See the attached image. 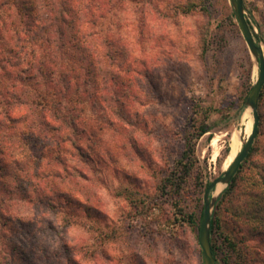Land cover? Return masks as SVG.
<instances>
[{
  "label": "rangeland",
  "instance_id": "374dc122",
  "mask_svg": "<svg viewBox=\"0 0 264 264\" xmlns=\"http://www.w3.org/2000/svg\"><path fill=\"white\" fill-rule=\"evenodd\" d=\"M136 2L118 12L113 34L146 72L134 76L132 106L139 118L132 129L101 123L99 139L86 149L89 181L80 190L89 194L92 213L82 208L71 218L61 211L48 213L18 193L10 197L0 191V204L10 207L7 217H0V237L8 241L18 233L13 242L29 255V264H65L66 249L81 246H100L101 264H204L199 231L205 184L224 175L249 139L254 120L247 99L259 64L242 37L231 0ZM243 6L264 55V0H243ZM0 40L7 44L3 31ZM260 112L259 160L264 161V86ZM86 114L98 125L89 106ZM201 125L208 132L185 155L187 138ZM130 132L133 141L127 139ZM37 142L45 141L32 140L31 154ZM45 144L44 164L57 157L76 164L68 145ZM248 167L223 201L229 184H218L210 195L215 223L210 238L218 264H264V213L259 220L245 213L250 209L244 186L258 180ZM5 182L12 181L0 180ZM77 254L69 253L86 264ZM5 256L6 264H14Z\"/></svg>",
  "mask_w": 264,
  "mask_h": 264
},
{
  "label": "trees",
  "instance_id": "16d2710c",
  "mask_svg": "<svg viewBox=\"0 0 264 264\" xmlns=\"http://www.w3.org/2000/svg\"><path fill=\"white\" fill-rule=\"evenodd\" d=\"M138 2L0 0V34L2 31L6 34L7 42L0 44V180L12 181L0 184L5 196L18 193L37 209L65 212L69 218L79 208L87 215L92 213L89 194L80 190L82 183L89 181L86 149L90 151L89 144L99 139L101 123L132 129L139 118V112L132 106L134 76L144 73L146 76V72H140L130 51L121 47L113 34L118 12ZM262 101L263 88L258 101L257 138L222 198L223 201L235 187L245 165L248 170L253 168L258 180L250 183L251 188L244 186L249 197L245 204L250 209L244 212L255 220L264 213V161L259 160L262 152L258 146L263 124ZM87 106L99 119L98 125L88 118ZM207 132L208 127L203 125L194 130L187 138L185 155L193 152L196 141ZM127 139L134 140L131 132ZM32 140L45 142H37L31 154L28 147ZM48 141L58 147L68 145L67 152L77 160L76 164H68L60 157L44 164ZM205 185L207 189L209 184ZM9 209L5 203L0 204V217H7ZM66 224L70 225V221ZM12 233L16 238L18 233ZM12 237L8 241L0 237V254L5 260L2 263L6 264L8 255L14 264H29V255L18 248ZM62 246L68 248L66 242ZM211 246L216 260L218 249L213 238ZM71 250L85 259L86 264H101L103 259L100 246L94 250L70 247L66 249L65 264H83L69 255Z\"/></svg>",
  "mask_w": 264,
  "mask_h": 264
},
{
  "label": "water",
  "instance_id": "95a60500",
  "mask_svg": "<svg viewBox=\"0 0 264 264\" xmlns=\"http://www.w3.org/2000/svg\"><path fill=\"white\" fill-rule=\"evenodd\" d=\"M234 8L235 15L240 26L241 32L243 34L245 42L250 50V52L256 57L259 64V77L253 86L248 99L247 105L251 107L253 112V128L249 139L243 148H241V152L236 157L235 161L229 167V169L224 173V175L214 182L208 185V188L205 190L203 201H204V210L200 223V231H199V243L202 249V254L204 259V264H217L215 257L212 252L211 247V218H212V207L214 204V199L210 196L211 192L217 188L218 184L228 185L237 174L240 165L243 163V160L247 157L249 153V149L252 148L257 135H258V127H259V114H258V101L259 96L264 86V55L260 46H258L252 37L253 34L251 32L248 21L245 17L243 0H231Z\"/></svg>",
  "mask_w": 264,
  "mask_h": 264
},
{
  "label": "bare ground",
  "instance_id": "6f19581e",
  "mask_svg": "<svg viewBox=\"0 0 264 264\" xmlns=\"http://www.w3.org/2000/svg\"><path fill=\"white\" fill-rule=\"evenodd\" d=\"M214 143H215V142H214ZM235 148H236V143H234V149H235ZM218 187H219V186H217V188H218ZM217 188H216V189H217Z\"/></svg>",
  "mask_w": 264,
  "mask_h": 264
}]
</instances>
